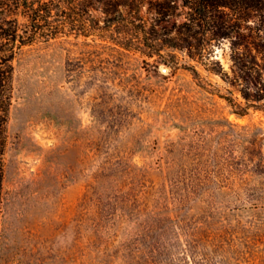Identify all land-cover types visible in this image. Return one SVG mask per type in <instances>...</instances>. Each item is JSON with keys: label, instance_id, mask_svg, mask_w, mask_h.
Here are the masks:
<instances>
[{"label": "rangeland", "instance_id": "rangeland-1", "mask_svg": "<svg viewBox=\"0 0 264 264\" xmlns=\"http://www.w3.org/2000/svg\"><path fill=\"white\" fill-rule=\"evenodd\" d=\"M259 5L226 8L209 57L174 49L177 64L95 37L22 46L0 264H264ZM226 97L249 107L239 114Z\"/></svg>", "mask_w": 264, "mask_h": 264}, {"label": "trees", "instance_id": "trees-1", "mask_svg": "<svg viewBox=\"0 0 264 264\" xmlns=\"http://www.w3.org/2000/svg\"><path fill=\"white\" fill-rule=\"evenodd\" d=\"M259 3L260 0H0V201L13 60L22 46L58 37H95L177 64L174 49L184 50L191 58L209 57L207 33H219L224 26H230L226 8L232 13L245 12ZM184 67L204 86L194 65ZM240 90L248 99V91ZM226 98L239 114L249 107V102L244 105Z\"/></svg>", "mask_w": 264, "mask_h": 264}]
</instances>
